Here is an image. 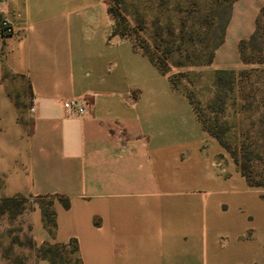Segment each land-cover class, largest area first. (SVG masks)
<instances>
[{"label": "crops", "instance_id": "0c3cea01", "mask_svg": "<svg viewBox=\"0 0 264 264\" xmlns=\"http://www.w3.org/2000/svg\"><path fill=\"white\" fill-rule=\"evenodd\" d=\"M263 5L234 1L211 68L247 66L239 42ZM3 19L15 33H2ZM113 25L109 0H0V199L30 197L35 245L75 239L81 264H264V188ZM16 77L28 88L21 108Z\"/></svg>", "mask_w": 264, "mask_h": 264}, {"label": "rangeland", "instance_id": "374dc122", "mask_svg": "<svg viewBox=\"0 0 264 264\" xmlns=\"http://www.w3.org/2000/svg\"><path fill=\"white\" fill-rule=\"evenodd\" d=\"M233 3L109 0L117 12L112 16L119 35L134 41L159 64L176 91L188 97L199 122L218 131L225 150L238 164L245 161L253 182L264 188V13L246 49L254 61L225 73L211 68ZM13 86L24 99L21 102H27L26 80L16 77ZM16 200L17 204H0V264H16L18 258L22 264H32L35 256L26 246L30 232L26 214L32 199L22 195Z\"/></svg>", "mask_w": 264, "mask_h": 264}, {"label": "trees", "instance_id": "16d2710c", "mask_svg": "<svg viewBox=\"0 0 264 264\" xmlns=\"http://www.w3.org/2000/svg\"><path fill=\"white\" fill-rule=\"evenodd\" d=\"M109 10H110L111 14L117 15V12H116V9L114 6L109 5ZM262 13H264V5L262 6L260 13L257 17V20H256L257 24L259 22L260 15ZM113 32L115 34L119 35L118 29L116 26L114 27V25H113ZM256 35H257V33L255 30L250 37L243 38L239 42V53H240V57H241L242 61H244V62L254 61V57L252 55H249L247 53L246 49L253 42ZM120 37H123V36H120ZM222 41H223V39L220 41V43H222ZM135 46H136V44H135ZM141 51L144 52L143 50H141ZM144 53L147 54L146 52H144ZM150 58L160 68L159 64L152 57H150ZM212 59H213V57H212ZM212 59H210V60H212ZM160 70L162 72H164L161 68H160ZM220 72L225 73L227 71L225 69H222ZM15 103H16V106L18 108H21L22 106L26 105V102H21L19 99H16ZM21 118H22V116L20 114V119ZM200 122H201V120H200ZM201 124H202V127L209 134L216 137L223 145H225V141L220 137V134L218 133V131L214 130L211 126L205 125L203 122H201ZM239 165H240V170H241L242 174L247 178L248 182L252 185H256L253 182L251 175L247 170L246 162L245 161L243 162L242 160H240ZM19 196H22V195L19 194V195H16L14 197L1 198L0 204H1V202H8L10 204H12V203L17 204L18 202H16L17 201L16 198ZM53 197H54L53 195H49V196L46 195V196H39L37 198V200L40 203L41 208H42V217H43L44 225L51 234H54V232L56 231V227H57L56 212L53 208ZM60 199L62 200V203L64 204V206H66V207L69 206L70 200L68 197H60ZM26 246L29 247L33 251V253L35 254V257L37 259L38 258H47L50 261V264H81V262H82L80 255H78V244H77V241L75 239H71L67 243H60V242L50 243V242H47L41 246H36L34 241H33L32 236L29 232L27 239H26ZM15 261H16L15 262L16 264H22V260L19 258L15 259Z\"/></svg>", "mask_w": 264, "mask_h": 264}, {"label": "built area", "instance_id": "2783aa9c", "mask_svg": "<svg viewBox=\"0 0 264 264\" xmlns=\"http://www.w3.org/2000/svg\"><path fill=\"white\" fill-rule=\"evenodd\" d=\"M1 30L2 33L10 35L15 33V27L8 19H3L1 22ZM64 106L66 108H71L77 111L79 114H83L85 112V107L81 104L78 99H71L64 101Z\"/></svg>", "mask_w": 264, "mask_h": 264}]
</instances>
